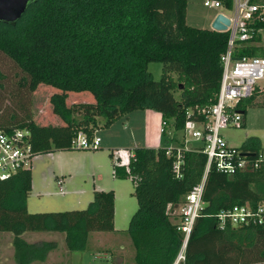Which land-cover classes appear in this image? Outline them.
Masks as SVG:
<instances>
[{
    "label": "trees",
    "instance_id": "1",
    "mask_svg": "<svg viewBox=\"0 0 264 264\" xmlns=\"http://www.w3.org/2000/svg\"><path fill=\"white\" fill-rule=\"evenodd\" d=\"M218 1L231 8V0ZM185 7L186 0H29L18 19L0 21V52L21 73L16 87L25 89L24 99L17 88L16 104L8 112L0 110V129H25L36 155L73 149L70 142L77 132L89 139L97 128L136 109L158 112L166 124L162 135L166 128L180 133L187 119L204 121L218 90V57L227 32L187 25ZM253 27L259 31L238 53L264 57V13ZM150 62L160 64L157 79L147 69ZM38 85L58 90L48 96L51 119L45 123H36L28 106V94ZM83 91L92 102L66 103L68 92ZM262 92L264 98V88ZM241 148L264 150V137L263 144L247 137ZM166 149L130 148L127 170L108 153L114 159L111 175L132 183L136 208L124 231L133 247V264H171L182 234L170 208L202 176L203 153L183 150L177 177ZM30 187L29 167L0 179V232L10 235L14 264L42 262L57 248L55 240L27 242L25 232L61 233L67 251H81L90 232L113 231L112 190L92 189L81 209L29 212ZM202 201L183 264H264V211L258 224L226 222L220 227L215 217L234 203L264 204V159L257 168L232 175L210 168Z\"/></svg>",
    "mask_w": 264,
    "mask_h": 264
},
{
    "label": "rangeland",
    "instance_id": "2",
    "mask_svg": "<svg viewBox=\"0 0 264 264\" xmlns=\"http://www.w3.org/2000/svg\"><path fill=\"white\" fill-rule=\"evenodd\" d=\"M217 13L231 15V12L221 5L208 6L204 4V0H186L185 23L189 26L210 28L211 21ZM147 69L154 79L158 78L159 63L150 62ZM0 75V110L8 112L12 105L16 104L13 94L14 96L17 94V88H20L21 98H25V89L20 86L16 87L21 73L1 52ZM263 88L264 79L255 81L253 97L241 101L240 124L220 130V134L229 145L241 147L247 137H256L259 143L263 144ZM54 91L58 90L51 86L38 85L31 94H28L30 114L36 123L49 122L51 119L47 99ZM92 101V95L84 91L68 92L66 97L68 104ZM128 114L121 116L107 127H99L95 130V135L99 138L97 148L51 151L33 155L31 158L29 169L32 184L26 198V209L29 212L84 208L91 198L92 188L98 185L102 190H112L113 192V231L90 232L86 246L81 251H67L63 245L61 233L37 236L30 232L25 236L28 241L42 237L44 240L57 242V248L49 252L44 261L30 264H133V247L124 231L130 215L136 208L135 199L131 194L132 183L129 178H114L111 175L113 157L119 158L120 156L123 161L131 155L128 136L131 132H136V129L135 121L132 124L131 121L126 123L125 117ZM134 114L136 113L134 112ZM123 124L127 125L126 129ZM168 131L171 136L174 135V140L169 139ZM150 133L153 138L151 143H158L160 146L182 143L180 133H172L170 128H166L162 135L151 127ZM139 136L141 133L136 132L135 137ZM110 151L113 153L112 158L108 155ZM57 178L62 179L61 191H58ZM173 214L172 221L174 223L177 221L176 208ZM0 264H14L8 232H0Z\"/></svg>",
    "mask_w": 264,
    "mask_h": 264
},
{
    "label": "built area",
    "instance_id": "3",
    "mask_svg": "<svg viewBox=\"0 0 264 264\" xmlns=\"http://www.w3.org/2000/svg\"><path fill=\"white\" fill-rule=\"evenodd\" d=\"M206 5H221L218 0H204ZM229 23L225 48L218 59L221 67L218 90L215 101L206 110L204 121L187 119L180 130V145L167 147L165 154L173 158L172 172L180 176L183 150H196L205 155V164L200 181L186 192L176 205L177 214L174 222L177 231L181 232L182 240L171 264H183L185 247L194 220L198 217L202 201L203 183L210 168L215 171L232 175L257 168L264 159V150L252 151L229 145L220 130L237 126L241 121V110L236 104L250 96L255 89V81L264 79V57L240 55L239 46L253 41L256 32L253 27L255 20H261L264 13V3L254 0H231ZM160 131L165 123L161 120ZM25 129H15L5 132L0 129V179H4L18 169L28 168L33 157ZM195 142V143H192ZM99 145L95 132L87 139L84 133L77 132L71 139V148L94 149ZM252 153V155H248ZM129 159V158H128ZM119 164L127 170L128 161L119 158ZM61 178L56 179L58 191H61ZM264 204L259 203L254 208L249 204H231L218 210L215 214L221 227L228 222L230 225L258 224L263 220Z\"/></svg>",
    "mask_w": 264,
    "mask_h": 264
},
{
    "label": "crops",
    "instance_id": "4",
    "mask_svg": "<svg viewBox=\"0 0 264 264\" xmlns=\"http://www.w3.org/2000/svg\"><path fill=\"white\" fill-rule=\"evenodd\" d=\"M134 112L136 114H134ZM125 121H126V123H130L129 121H131V124H132L133 121H135L136 132H140L141 133V136H139V137H135V133L136 132H134V131L129 134V136H128V138H129L128 139V144L130 145L129 148H132L134 146H147V147L160 146V145H158V143H151L153 138H152L151 133H150L151 127L153 128L154 131L157 130L159 133H161V131H160V128H161V125H160L161 116H160V114L158 112H156V111H154L152 109H148V108L136 109V110H133V111L129 112L128 116L125 117ZM123 127L126 129L127 125L123 124ZM167 133H168L169 139L170 140H174V137L169 134V131ZM164 142H166V140H164ZM161 146L172 147V146H175V145H173L171 143L169 145L168 144H163ZM51 155H53V154H51ZM129 156H128V158H129ZM119 158H120V156H119ZM128 158L127 159L125 158V160H123V161L127 162ZM120 160H121V158H120ZM31 180H32V177H31ZM31 184H32V181H31ZM92 189H101V187L98 186V185H95ZM175 208H176V205H174L172 208H170V212L169 213L172 216H174L173 211H174ZM50 233H55V232H49V231L31 232V234H34V235H37V236L38 235L50 234ZM28 234H30V232H25L23 234L24 239H25V236L28 235ZM39 240H44V239L41 237V238L34 239L33 241H28V240H26V241L27 242H35V241H39Z\"/></svg>",
    "mask_w": 264,
    "mask_h": 264
},
{
    "label": "water",
    "instance_id": "5",
    "mask_svg": "<svg viewBox=\"0 0 264 264\" xmlns=\"http://www.w3.org/2000/svg\"><path fill=\"white\" fill-rule=\"evenodd\" d=\"M29 0H0V21L13 22L23 13ZM229 20L222 13H217L213 17L210 29L224 31ZM252 155V153L248 154Z\"/></svg>",
    "mask_w": 264,
    "mask_h": 264
}]
</instances>
